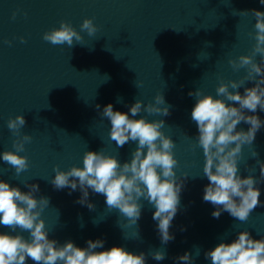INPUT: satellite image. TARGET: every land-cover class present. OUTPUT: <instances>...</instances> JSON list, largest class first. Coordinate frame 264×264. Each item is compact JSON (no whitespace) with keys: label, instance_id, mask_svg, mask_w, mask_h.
<instances>
[{"label":"clouds","instance_id":"9594fccd","mask_svg":"<svg viewBox=\"0 0 264 264\" xmlns=\"http://www.w3.org/2000/svg\"><path fill=\"white\" fill-rule=\"evenodd\" d=\"M260 3L264 5V0ZM251 14L255 19V32L249 35L255 43L249 54L228 61L234 71L244 69L246 74L227 82L221 79L216 96L204 94L200 89L188 93L196 98L191 111V119L198 128L194 147L202 149V172L209 181L204 188L203 200L215 207L212 212L214 218L218 219L222 212H227L240 222H246L253 210L261 205V190L257 185L264 183V161L257 159L259 178L251 174L242 178L238 163L243 147L252 146L257 132L264 127V120L258 115L246 114L256 113L258 109L264 111V12L253 9ZM15 15L13 13V19ZM97 31L91 18L83 20L80 31L62 20L58 28L45 32L43 39L52 45L66 44L71 48L74 42L82 44V32L94 36ZM20 40L21 43L26 42L23 37ZM5 43L11 45L12 42ZM249 81L254 82V86L244 87L241 94L238 89ZM96 108L99 110L100 105L97 104ZM170 109L171 105L166 103L162 93L147 105L136 100L130 106L131 115L114 110L111 103L107 104L100 115L110 121V139L118 148L129 142L136 143L130 161L121 163L116 156L102 150L86 151L82 167L61 170L55 166V176L50 183L56 190L68 188L69 195L79 189L82 195L76 202L90 210L95 205L88 199L89 189L103 195L107 208L118 210L133 225L141 217V199L146 200L155 208L152 218L158 222L161 243L174 240L170 228L179 210L180 195L188 174L185 173L183 178L176 175L175 142L162 131L164 120L149 121L144 116L135 118L142 111L149 115L168 116ZM241 122L249 125L247 131L237 130ZM25 125L23 114L8 119L7 127L15 137L12 141L15 151L0 153V159L10 165L17 176L29 168L28 157L20 155L25 151V144L32 141L31 135L21 133ZM253 157H258L255 150ZM24 185L29 189L27 192L0 180V226L10 229L0 232V264H27L29 259L34 264H146L144 252L134 253L122 246L104 249L105 242L101 239L88 240L87 247H78L71 240L60 244L50 239L42 218L50 199L36 197L38 184ZM22 232H27L29 237L26 239L20 234ZM136 235H139L138 231ZM199 254L197 249L196 255ZM149 255L156 261H162L166 258V251L155 250ZM204 255L211 264H264V238L253 239L248 230H242L231 243L221 242ZM176 260L182 264H193L194 257L185 252Z\"/></svg>","mask_w":264,"mask_h":264}]
</instances>
